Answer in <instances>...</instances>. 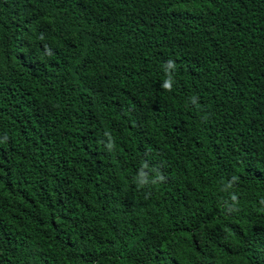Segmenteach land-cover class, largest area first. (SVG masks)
Listing matches in <instances>:
<instances>
[{
	"label": "trees",
	"instance_id": "trees-1",
	"mask_svg": "<svg viewBox=\"0 0 264 264\" xmlns=\"http://www.w3.org/2000/svg\"><path fill=\"white\" fill-rule=\"evenodd\" d=\"M262 201L264 0H0V264H264Z\"/></svg>",
	"mask_w": 264,
	"mask_h": 264
},
{
	"label": "clouds",
	"instance_id": "clouds-1",
	"mask_svg": "<svg viewBox=\"0 0 264 264\" xmlns=\"http://www.w3.org/2000/svg\"><path fill=\"white\" fill-rule=\"evenodd\" d=\"M175 68V62L172 61V60H169L166 62V69H173ZM172 79H171V74H169V79L165 80L162 84V87L171 91L172 90ZM193 102H195V99H193ZM109 147L111 148V144H109ZM141 176H144L145 174L143 173V171H141L140 173ZM159 180H163L164 177L163 176H160L158 177ZM156 181H153V183H155ZM142 183H147L146 180H143ZM233 199H235V197H233ZM262 203H264V201H262Z\"/></svg>",
	"mask_w": 264,
	"mask_h": 264
}]
</instances>
